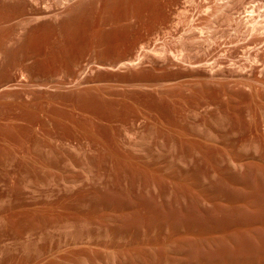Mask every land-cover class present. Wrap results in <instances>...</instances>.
<instances>
[{
    "label": "rangeland",
    "instance_id": "374dc122",
    "mask_svg": "<svg viewBox=\"0 0 264 264\" xmlns=\"http://www.w3.org/2000/svg\"><path fill=\"white\" fill-rule=\"evenodd\" d=\"M224 2L0 7V264H264V43Z\"/></svg>",
    "mask_w": 264,
    "mask_h": 264
},
{
    "label": "bare ground",
    "instance_id": "6f19581e",
    "mask_svg": "<svg viewBox=\"0 0 264 264\" xmlns=\"http://www.w3.org/2000/svg\"><path fill=\"white\" fill-rule=\"evenodd\" d=\"M94 0H0V7H79ZM224 4L213 8V16H218L237 31L243 28L251 34L254 43H264V0L259 5H252L245 9V15L237 22L232 16L241 3V0H224ZM137 7H143V0H137ZM243 9V7H242ZM242 31V30H241Z\"/></svg>",
    "mask_w": 264,
    "mask_h": 264
}]
</instances>
